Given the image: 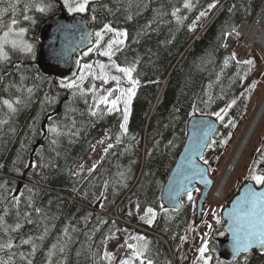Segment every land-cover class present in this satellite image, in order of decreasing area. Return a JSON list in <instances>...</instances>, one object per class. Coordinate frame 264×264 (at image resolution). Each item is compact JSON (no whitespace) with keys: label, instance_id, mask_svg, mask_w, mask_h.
<instances>
[{"label":"trees","instance_id":"1","mask_svg":"<svg viewBox=\"0 0 264 264\" xmlns=\"http://www.w3.org/2000/svg\"><path fill=\"white\" fill-rule=\"evenodd\" d=\"M102 2L120 11L112 15L102 8L98 9L93 30H99L102 23L108 21H113L116 28L126 29L128 47L115 59L121 64L125 55L129 61L137 57L140 60L134 73L140 84L131 105L128 132L121 136L120 144H115L116 136L121 133V113L91 117L83 98L72 97L68 89L58 87L59 77L49 76L43 82L34 80L37 65L19 53H12V63H21V72L29 77L25 81L26 86L35 85V90L28 106L22 108L8 125L0 128V185H5V188H0V195L6 196L0 201V215H4L8 225H14L18 217L12 196L24 193L18 206L22 227L12 236L17 244L21 238H33L38 246L32 258L33 264H47V253L54 244L57 250L52 257L53 264H109L101 258L107 241L124 230L147 238L148 256L153 264H175L174 259L175 262L177 260L174 257L193 220L194 203L185 196L180 209L160 213V195L183 147L187 121L193 116L194 105L195 115L212 116L211 113L224 108L232 99L237 100L229 109L225 121L219 123L218 132L212 138L217 144L208 147L204 159L211 170H216L217 160L227 156L228 143L221 146L219 141L229 134L233 140L237 133L240 118L247 111V99L255 94L256 77L253 74L259 55L264 56L257 50L247 53L254 65L244 79L241 77L248 65H238L235 60H229L225 67L224 60L231 56L238 44L236 32L239 25L253 19L262 0H219L211 10L208 5L214 0H191V10L183 8L184 0H131V4L128 0ZM55 4L56 7L48 15L34 14L37 19L34 26L22 21L20 26L29 27L28 40H38L36 33L39 26L65 12L61 0H55ZM173 6L181 8L179 15L185 17L182 24H177L170 15ZM157 9L168 14L157 15ZM201 11H206L207 15L199 17ZM129 14L133 17L131 20L126 19ZM18 19L22 20V17ZM150 22L148 34L138 36ZM136 39L139 43H133ZM249 54H253L255 59ZM247 57L241 61L248 60ZM96 60L103 62V58L96 54L88 57L82 54L79 61L83 64ZM13 77L19 80L15 72ZM253 84L255 88L247 91ZM46 93L56 99L54 103H45L42 107ZM0 95L6 93L0 92ZM208 96L212 97V102L203 103ZM88 99L91 103V98ZM73 119L76 121L73 131L78 130L79 134L60 136L58 143L51 145L50 141L55 137L47 133L48 126L52 123L61 127L70 126ZM228 120L234 121L235 127H225ZM262 128L264 126L259 130L262 131ZM105 135L111 137L108 142L115 146L95 171L89 173L87 163L96 157V145ZM258 149L257 162L262 166L264 135L259 139ZM33 162L46 166L35 169L24 166ZM17 169L22 174H18ZM120 173H124V177ZM106 180L109 181L107 189L103 187ZM28 188L33 191L28 192ZM101 192H104V197H99ZM29 200L31 207L28 206ZM132 203L138 218L128 215L133 211ZM137 203L140 205L139 212ZM147 207H153L157 212L151 226L140 219ZM36 208L41 211L37 213ZM115 208L119 220L110 216ZM25 212L32 223H27ZM132 225L136 226L132 228ZM224 225L221 219L215 235L207 241L209 251L205 255L212 256L209 264H226L216 255V240L223 235ZM40 236L44 237L43 240L38 239ZM63 245L66 248L62 259L58 249ZM30 248L31 245H24L15 250L27 254ZM3 255L6 254L0 253V256ZM247 255V264H264V255L256 252ZM244 256L229 264H244ZM16 264L24 262L17 258Z\"/></svg>","mask_w":264,"mask_h":264},{"label":"snow or ice","instance_id":"2","mask_svg":"<svg viewBox=\"0 0 264 264\" xmlns=\"http://www.w3.org/2000/svg\"><path fill=\"white\" fill-rule=\"evenodd\" d=\"M131 4V0H128ZM219 0H214L213 3L208 5V9L216 7ZM21 4L23 7L21 8ZM63 7L67 10L69 15L75 16L79 14L82 18L88 17L92 22L97 21V11L98 9H104L108 13L115 15L116 11H120L119 8L113 10L108 6L107 3H103L102 0H62ZM56 7L55 0H0V92L6 93V95H0V128L8 125L9 121L24 107L32 101L35 85L28 87L25 84L27 77L23 72H21V63H12V53H19L24 59L32 61L34 64L39 62L40 53L38 47V40H28L25 37L29 32V27L20 26L22 21L28 22L30 26H34L37 23L35 18V13L40 15H48ZM183 8L191 10L192 3L191 0H184ZM157 15L163 16L168 13L163 12L160 9L156 10ZM181 12L180 7L173 6L170 15L175 18L177 24H182L185 17H181L179 13ZM207 15L206 11H201L199 17H204ZM5 17H8L5 20ZM18 17H22L18 19ZM197 17V20L199 19ZM133 17L129 14L126 19L131 20ZM155 22V21H153ZM150 22L145 26V30L137 35H147V29L151 28ZM195 21L193 22V27ZM85 26L84 19L77 21L73 25H60L59 30H65L69 28H76L77 30L83 29ZM234 31V30H233ZM111 36L110 39L105 40L107 35ZM232 33H225V35H231ZM82 39H88L91 46L88 47L87 51L83 53V56H89L95 53L98 56L106 57L107 63L100 60H96L93 63H83L77 60V64L80 65L79 74H74V78L71 80L61 79L59 81L58 87L62 89H68L72 97H80L84 99V103L88 106V113L91 117L100 118L105 114H112L114 112L121 113L122 122L120 124L121 133L115 138V144L121 143V136L126 135L128 132L127 125L129 122V117L131 113V105L133 98L136 96L140 80L134 77V73L137 71V66L140 62L139 57L129 61L127 56L124 57L123 64L118 63L115 57L118 54L125 52L128 47V32L126 29H119L113 26V21H108L102 23V27L94 32H89L87 37H82ZM133 43H139L136 39ZM226 46V45H225ZM63 57V53L57 54ZM229 60H235L238 65L244 64L248 65L247 71L241 79H244L248 72L252 70L254 61L252 59L239 61L236 58V54L232 53L230 57H226L224 60V66L227 67ZM13 72L18 74L19 80L17 81L13 77ZM119 73L121 75H117ZM91 79L92 83L89 87L85 88L84 84L87 80ZM34 80L43 82L47 79L39 70L36 69V74L33 77ZM219 80V76L217 77ZM95 81H100L101 84L98 87ZM122 81H125L129 87H122ZM49 85L51 81L49 80ZM110 82H114V87L106 88ZM211 87V85H210ZM255 88V84L251 85L247 91L251 92ZM243 95V94H241ZM91 98V103L88 98ZM56 97H50L47 93L44 96V101H42V107L45 103L52 104L55 102ZM205 104L212 102V97L208 96L207 100L202 101ZM237 100L234 98L224 108L219 111L211 113L217 120L224 122L225 117L228 115L229 109H231ZM123 105L121 108L120 106ZM193 115L196 114L195 105L193 106ZM69 111H75L74 109H69ZM208 115V113H204ZM51 120V117H49ZM201 124L205 122L201 121ZM35 125V120L33 121V126ZM231 125L235 127V122L228 120L225 123V127ZM76 126V121L73 119L71 125H64L61 127L56 123H52L47 128V133L52 134L55 138L50 141L51 145H56L58 143V138L63 135L76 136L79 134L78 130L73 131ZM208 131L203 132V137L206 140H210V143L206 144L205 147H212L217 144L215 139L209 136L211 131V125H206ZM67 129V131H65ZM213 135H215L213 133ZM110 140L111 137H108ZM230 139V134L227 138L219 141L221 146L226 145ZM103 143V141H100ZM115 145L113 143H108L107 147L104 149L105 154L108 153ZM23 147V144H22ZM260 152V150H258ZM262 159H264V152L261 153ZM204 163L207 164L208 161L201 156ZM259 163V162H257ZM25 167H32L33 169L40 167L43 168L46 165L44 163L37 164L35 162L31 164H25ZM83 167V166H81ZM195 169V174H200V169L195 164L193 165ZM96 165H93L88 171L89 173L94 172ZM18 174L20 170L17 169ZM248 179L261 190L257 191L255 188L249 186L245 188L244 194L239 197L233 204L231 211L228 214V231L232 234V258L233 261L237 260L241 254L244 256V264H247L248 255L253 249H258L260 254L264 255V170L258 171L256 167L249 170ZM124 177V173L119 174ZM203 183L208 184L210 181L203 180ZM127 186L126 184L124 185ZM27 188V186H25ZM103 187L107 189L109 187V181H104ZM0 188H5V185H0ZM6 191H11L7 190ZM28 192H32L33 189L28 188ZM194 189L182 185L179 188V193H186L188 201L193 200ZM199 191V189H195ZM24 195L23 192L19 195L12 196V204L17 207V222L14 225H8L5 222L4 215H0V253H5L6 255L0 256V264H16L17 258L23 261L24 264H33V259L35 253L37 252V245L34 243L32 237L26 239L21 238L19 243L14 242V237L12 233L17 232L21 229L22 224L19 222V204L21 202V197ZM99 197H104V192L99 194ZM97 197V199H99ZM6 199V196L0 195V201ZM29 207L32 206L31 200H29ZM103 205H101L102 207ZM179 205H174L172 211H176ZM160 208L165 212L168 209L164 208L161 204ZM136 209L140 211V205L137 203ZM35 211L39 213L41 210L36 208ZM5 215H7V209H5ZM129 216L132 212L128 213ZM215 217V213H213ZM24 217L27 223H32L27 212L24 213ZM157 218V212L153 207H147L144 209V215L140 219L146 224L151 226ZM106 222V221H105ZM216 223L220 224L221 220L216 218ZM209 229L212 228L211 224L208 225ZM65 235H67V229L64 230ZM3 237H7L4 239ZM43 236L38 237V239L43 240ZM132 241V242H130ZM24 245H31L30 251L25 254L24 251H16L15 249L21 248ZM124 245L130 250V254L126 258L121 259L119 264H153V260L148 256L149 252V242L147 238L143 235H133L125 239ZM123 246V245H122ZM66 245L60 246L58 251L63 259V254L65 252ZM57 250V245H52V248L47 253L48 260L47 264H53L52 257L54 252ZM209 251L208 243L205 241L204 245L199 249L200 256L199 259L203 261V264H209L212 260V256H206L205 253ZM79 255V253H77ZM107 260L109 264L115 259L112 253L105 251L101 257Z\"/></svg>","mask_w":264,"mask_h":264},{"label":"water","instance_id":"3","mask_svg":"<svg viewBox=\"0 0 264 264\" xmlns=\"http://www.w3.org/2000/svg\"><path fill=\"white\" fill-rule=\"evenodd\" d=\"M81 19L85 21L83 29L69 28L59 30L60 25H73ZM92 25L93 22L87 16L82 18L79 14L70 16L67 13L58 14L42 23L37 30V37L40 41V45L38 46L40 58L36 65L40 72L46 77L55 75L64 80L73 79L74 74L77 75L80 68V65L76 63L77 60H80L82 53L87 51L88 47L91 46L90 41L82 39V37H87L89 32H94ZM60 53H63V57L57 55ZM201 121L205 123L201 124ZM206 125L212 126L209 136L213 138L218 132L219 122L212 118V116L193 115L187 121L186 138L183 147L176 158L160 195V202L164 205V208L172 210L174 205H179L178 209H180L182 205L181 200L187 194L179 193L177 195L179 188L182 185L192 188L194 191L199 188L201 192L196 202L197 222L203 220L202 211L207 202L208 195L213 188V180L210 178L209 169L202 162L203 159H201V156L205 157L208 149L205 145L210 143V140H206L203 137V132L208 131ZM194 164L201 170L200 174H195ZM231 166L228 169L230 168L232 171L234 168ZM261 170H264V164L261 166ZM203 180H208L210 183L205 184ZM249 186L255 188L257 191L261 190L260 187L257 188L253 183L243 184L236 196L222 211V219L225 222V236L217 240L216 253L218 259L224 261L226 264L233 262L232 234L228 231V214L234 202L244 194L245 188ZM251 252H257L259 255H262L258 249H253ZM241 255L245 254L242 253Z\"/></svg>","mask_w":264,"mask_h":264},{"label":"rangeland","instance_id":"4","mask_svg":"<svg viewBox=\"0 0 264 264\" xmlns=\"http://www.w3.org/2000/svg\"><path fill=\"white\" fill-rule=\"evenodd\" d=\"M63 10L65 11V13H68L64 7H63ZM251 33L252 32H250L249 35H251ZM36 36H37V33H36ZM25 38L27 39V37ZM110 38L111 36L109 34L105 37V40L110 39ZM257 50H259L264 56L263 49L257 48ZM92 54H95V53H92ZM235 54H236L237 60L239 61L247 57V54H237V53ZM249 55L253 59H255L253 54H249ZM102 58H103V62L105 63L108 62L106 57H102ZM247 59H249V57H247ZM253 77H256L255 94L250 95L248 97L247 111L245 112V115L241 116L240 118L237 133L234 134L233 140L230 139L228 141V148L226 149V154L228 153L227 156L221 157L217 160L216 170L215 169L211 170L208 166V163L205 164L204 160H202V162L208 167L210 178L211 180H213V188H212L213 193L215 189L217 188L223 175L226 174L227 170H230L228 169V167L233 159V156L238 150L242 139L244 138L250 124L252 123L256 113L258 112V109L260 108L264 100V58H262L260 55H259L258 66H257L256 71L254 70ZM91 83L92 81L89 78V80L85 82L84 87L85 88L89 87ZM95 83L97 84L98 87L101 84L100 81H95ZM121 86L129 87L130 85H127L125 81H122ZM104 87L112 88L114 87V82H110L108 85H105ZM212 118L217 120L214 115H212ZM217 121L221 123V121L219 120ZM263 126H264V118L261 124L259 125V127L257 128L251 142L249 143L247 149L245 150L241 160L237 164L235 172L232 174L227 184V187L224 192L225 198H223V200L218 199L214 201L213 194H211L212 197L210 196V193L212 191L211 189L208 195V198H207V202L202 211L203 220L201 222L196 221V202L200 196L201 190L198 188L199 191H193V203H194L193 220L187 227L185 237L183 238V241L178 250V253H176L177 254L176 257H174L176 258L177 261L175 262V259L173 258L175 264H203V261L199 259V256H200L199 249L204 245L205 241L207 242L209 240L210 236H213V234L215 235L216 227H218V224L216 223V218H219L221 220L222 211L228 206L230 201L236 196V194L238 193L239 189L241 188L243 184L252 183L248 179L249 174H250L249 170L253 167H256L258 171H261V166H259V163H257V159H259L257 154L259 153L258 150H260L258 149L259 139L262 138V136L264 135V128H262V131H260L259 129ZM100 141H103V143H100ZM100 141L96 145L95 154H94V156L96 157L92 160V162L89 161L87 163L89 169L92 168L93 165H96L97 167L98 164L101 162V160L106 156L104 149L107 147L109 143L107 135H105V137L101 139ZM133 204L134 203L131 204V208H133L131 210H133L132 212H134L132 214L134 215V217L138 218L135 214V207H133ZM162 211L164 210L160 208L159 212L161 213ZM213 213H215V217L213 216ZM110 216L119 220L116 208L113 210ZM209 224H211L212 226L211 229H209L208 227ZM133 226H136V225H132V228ZM130 231L131 230H124L122 232H119L107 241L105 251L112 253L115 257V259L111 262V264H119V261L121 259L126 258L127 255L130 254V250L127 249L126 245H124L125 239L133 235L132 232ZM219 238L220 237H218V239ZM162 241L165 243L163 239ZM136 264H138V262H136Z\"/></svg>","mask_w":264,"mask_h":264},{"label":"bare ground","instance_id":"5","mask_svg":"<svg viewBox=\"0 0 264 264\" xmlns=\"http://www.w3.org/2000/svg\"><path fill=\"white\" fill-rule=\"evenodd\" d=\"M260 40V44L262 46H264V30H263V33H262V36L261 38L259 39ZM264 118V100L260 106V108L258 109V112L256 113L252 123L250 124L244 138L242 139L241 143H240V146L238 148V150L236 151L235 155L233 156V159L230 163L229 166L233 167L234 169L231 171V170H227L226 171V174L223 175L222 179L220 180L217 188L215 189L214 193H213V189L210 193V196L212 197L211 194H213V198H214V201L216 200H223L224 197V192H225V189L227 187V184L232 176V174L235 172L236 170V166L237 164L239 163V161L241 160L245 150L247 149L249 143L251 142L257 128L259 127V125L261 124L262 120ZM230 169V168H229ZM161 239V238H160ZM162 240V239H161Z\"/></svg>","mask_w":264,"mask_h":264},{"label":"built area","instance_id":"6","mask_svg":"<svg viewBox=\"0 0 264 264\" xmlns=\"http://www.w3.org/2000/svg\"><path fill=\"white\" fill-rule=\"evenodd\" d=\"M264 30V0L261 3L258 11L250 23H241L238 28V35L240 36V43L237 52L249 51L255 48L263 49L264 46L260 44V38ZM251 35H249V33Z\"/></svg>","mask_w":264,"mask_h":264},{"label":"flooded vegetation","instance_id":"7","mask_svg":"<svg viewBox=\"0 0 264 264\" xmlns=\"http://www.w3.org/2000/svg\"><path fill=\"white\" fill-rule=\"evenodd\" d=\"M224 226H225V225H224ZM224 235H225V231H224V233H223V235H222L221 237H223ZM221 237H220V238H221ZM216 241H217V240H216Z\"/></svg>","mask_w":264,"mask_h":264}]
</instances>
